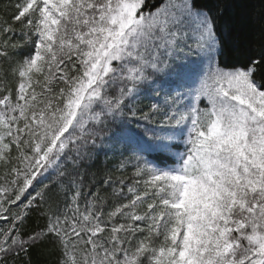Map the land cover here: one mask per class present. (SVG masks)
Segmentation results:
<instances>
[{
	"label": "snow or ice",
	"instance_id": "obj_1",
	"mask_svg": "<svg viewBox=\"0 0 264 264\" xmlns=\"http://www.w3.org/2000/svg\"><path fill=\"white\" fill-rule=\"evenodd\" d=\"M261 5L9 0L0 264H42L49 248L54 264H264ZM246 24L258 31L232 47ZM114 138L98 184L86 162Z\"/></svg>",
	"mask_w": 264,
	"mask_h": 264
},
{
	"label": "trees",
	"instance_id": "obj_2",
	"mask_svg": "<svg viewBox=\"0 0 264 264\" xmlns=\"http://www.w3.org/2000/svg\"><path fill=\"white\" fill-rule=\"evenodd\" d=\"M9 0H0V10L3 9L4 5L7 4ZM157 2V0H148L149 5ZM202 5L214 6L216 4H228L232 7L228 8L227 12L231 16L241 15L248 11H254L256 14H259L262 10L261 0H198ZM258 31V28L255 24H246L243 30H234L230 35L227 36L229 43L232 47L243 45L248 39H250ZM240 56H225V63L232 64L236 63L238 60L242 61ZM154 99L150 91H146L141 97V105H147L152 103ZM135 130L136 126L133 123L130 126ZM112 149L102 148L99 150L98 155L93 161L86 162V171L89 173V178H94L97 183H102L105 173L112 171L115 164L119 160V152L121 150L120 145L117 143V140L114 138L111 142ZM152 158L161 166H165L168 161L166 157L161 154L154 153ZM130 173V170H129ZM42 264H54L55 254L51 249H42L38 252L37 257Z\"/></svg>",
	"mask_w": 264,
	"mask_h": 264
},
{
	"label": "rangeland",
	"instance_id": "obj_3",
	"mask_svg": "<svg viewBox=\"0 0 264 264\" xmlns=\"http://www.w3.org/2000/svg\"><path fill=\"white\" fill-rule=\"evenodd\" d=\"M151 102H154V100H152Z\"/></svg>",
	"mask_w": 264,
	"mask_h": 264
}]
</instances>
